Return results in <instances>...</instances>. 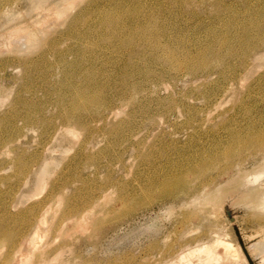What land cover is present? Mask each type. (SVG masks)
I'll return each mask as SVG.
<instances>
[{
  "label": "rangeland",
  "instance_id": "rangeland-1",
  "mask_svg": "<svg viewBox=\"0 0 264 264\" xmlns=\"http://www.w3.org/2000/svg\"><path fill=\"white\" fill-rule=\"evenodd\" d=\"M134 13L178 52L225 38L234 56L190 78L144 43L106 46L108 19ZM80 90L107 125L80 108L67 131ZM88 194L99 205L65 218ZM32 214L33 247L6 230L0 262L264 264V0H0V228Z\"/></svg>",
  "mask_w": 264,
  "mask_h": 264
},
{
  "label": "bare ground",
  "instance_id": "bare-ground-1",
  "mask_svg": "<svg viewBox=\"0 0 264 264\" xmlns=\"http://www.w3.org/2000/svg\"><path fill=\"white\" fill-rule=\"evenodd\" d=\"M108 25H109L108 32L105 33V35H101V37H103V39H105V41L107 42L106 46L124 47L125 51L130 52V51H135L136 47H138V46H140V44L144 43L147 45V48H141L143 53H149L150 55L155 56V58L163 60L167 64V67L174 68L175 70L178 69V70H176V73H178L177 71H181L180 72L181 75L185 74L187 76H190V78H194V77L196 78L198 75H202L203 76L202 78L205 79L207 76H209L211 73H213V71H212L213 69L209 70L213 66L223 67V66L227 65V62L224 65H222L221 63L220 64L217 63L220 58H221V60H223V58H225L226 56H232V55L234 56V54H232V52L228 53V52L223 51L222 48L224 46V43H226L225 38L222 40V43L219 45V48L215 45L210 44L213 46L210 51L207 49L209 47H201V46L198 47V53H196V54L193 53L192 50H189L190 48L189 49L185 48L181 52L174 50L173 48L170 47L169 40L166 41V39H168L167 38L168 35L166 36V34L162 33L163 25L159 22L158 16H156L154 14L153 15H143V14L138 15V13L137 14L134 13L130 17H124V18L121 16L116 17V18L111 17L108 19ZM245 33H247V31L244 29L243 34H245ZM241 37H242V35L239 36L238 39H241ZM172 42L174 43V39H172ZM256 46H258V45L254 44L253 47H248L245 50L251 52ZM229 50H232V48H230ZM207 52H209L210 56H215L214 63H212V64L208 63V60L206 59V57L208 55ZM9 62L13 65L17 64V65L21 66L22 64H25L26 60H24L22 57H16V58H12ZM246 63L248 64L247 61H246ZM246 63H244L245 66L247 65ZM218 76L219 77L221 76L222 78L225 77V79L230 78L228 80L233 79L232 76L231 77L229 75L225 76L224 72H221V71H220V74L218 72ZM182 78H184V76ZM230 88H231L230 85L224 87V89H226V90H229ZM103 104L104 103L100 100V98L97 95L85 93L83 90L78 91L77 95L71 99L70 107L69 108L67 107V109L65 110V113H64V120L63 121L65 123L66 129L73 125L74 118H75L74 116L79 111L80 108H83V111L81 110L82 113H85L87 115L93 114V116H95L94 118H99L97 120L102 121L104 123L109 112L106 113L107 109L105 112ZM101 107H103L102 108L103 112L101 110ZM92 109H94V110L89 111ZM75 119H77L79 121L81 120L80 116L76 117ZM105 125H107V124H105ZM67 131H69V129H67ZM261 149H263V148H261ZM175 181L176 180H175L173 174L171 175V174L166 173V175L163 176L157 182H158V184L160 183L159 184L160 186H162V185L163 186H169L172 183H174ZM101 195H103V194H101ZM98 196L99 195H94V194L89 195L88 194L86 196L81 197L77 203L73 204V206H65V212H64L65 218H69V217H70V219L71 218L73 219L76 217H79L80 219L86 218L87 214L89 213L88 207L91 204L94 205L95 203H97L96 199L98 198ZM99 201L100 200H98V202ZM41 202H42V200H40L39 202H36L37 203L36 205L30 206L29 207L30 212L33 208L40 206V204H42ZM66 212H69L71 214L67 216V214H69V213H66ZM35 219H36V215L32 214L28 218H24L23 221L17 223L18 225L16 226V228L13 227L14 225L5 226L3 228H0V238L3 235H5L6 233H8V231H9V232L13 233L15 236H18L19 239H21L20 244L23 243V245H24V242L27 241V245L31 246L30 244L38 236L37 232H39V231H37V229H38L39 223L41 221V217L38 218L34 222V224L32 225V223ZM25 228H29L30 231L28 233H24ZM2 230H4L5 232H1ZM6 230H8V231H6ZM26 231H27V229H26ZM2 233H5V234H2ZM4 240H6V239L4 238ZM32 247H33V243H32ZM32 247H31V249H32ZM181 253H182V251L179 253V255ZM39 255H41V254H39ZM187 255H189V253L188 254L185 253L184 256H187ZM215 256H217V254H215ZM14 257H17V256L15 254H12L10 256L8 255L4 258L3 261L1 260L0 263L1 264H14L15 262H17L16 258H14ZM39 257H41V256H39ZM13 260L15 262H13ZM219 260H220V258H219ZM224 263H226V262H224ZM230 263H226V264H230ZM42 264H44V263H42Z\"/></svg>",
  "mask_w": 264,
  "mask_h": 264
}]
</instances>
